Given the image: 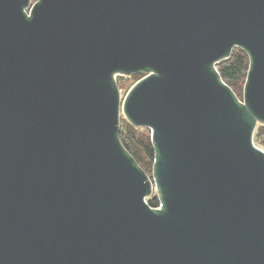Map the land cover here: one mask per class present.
I'll return each mask as SVG.
<instances>
[{"label":"water","instance_id":"95a60500","mask_svg":"<svg viewBox=\"0 0 264 264\" xmlns=\"http://www.w3.org/2000/svg\"><path fill=\"white\" fill-rule=\"evenodd\" d=\"M236 46L242 101L215 67ZM258 123L264 0H0V264H264Z\"/></svg>","mask_w":264,"mask_h":264},{"label":"trees","instance_id":"16d2710c","mask_svg":"<svg viewBox=\"0 0 264 264\" xmlns=\"http://www.w3.org/2000/svg\"><path fill=\"white\" fill-rule=\"evenodd\" d=\"M217 64H220L217 67L220 77L232 88L235 94L237 92L241 94L250 65V58L247 52L236 46L232 49L231 55L227 59L221 60ZM259 134L260 130L257 132V137ZM119 138L138 165L150 175L155 150L151 143L148 129L145 132L128 124L125 129L123 127L120 128ZM147 201L152 207H157L159 204L157 197H150Z\"/></svg>","mask_w":264,"mask_h":264},{"label":"rangeland","instance_id":"374dc122","mask_svg":"<svg viewBox=\"0 0 264 264\" xmlns=\"http://www.w3.org/2000/svg\"><path fill=\"white\" fill-rule=\"evenodd\" d=\"M219 65L220 64H216L215 65L216 69H217V67H219ZM145 74L146 73H144V72H138V73L136 72V73H131V74H116L115 78H116V82H117V85H118V88H119L121 102L123 101L125 95L129 91L131 86L136 81H138L140 78L145 76ZM243 90H244V85H243ZM243 90L241 91V94H239L238 92L236 93V96H237V98L240 101H242V99H243ZM128 124H131V123L125 118V116L122 113V110L120 109V124H119V127L120 128L123 127L125 129ZM132 126H134V125H132ZM134 127H138L139 129H141L142 131H145V132H146V129H148L146 127H139V126H134ZM256 129L257 130H256L255 134L253 135V141L259 148L264 150V124L258 123L256 125ZM259 130H260V134L257 137V132ZM148 132H149V129H148ZM151 174H152V172H151ZM151 174H150V178L152 180L153 189H152V193L147 197V199L150 198V197H156V192H155V189H154L153 178L151 177Z\"/></svg>","mask_w":264,"mask_h":264}]
</instances>
